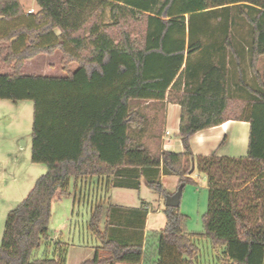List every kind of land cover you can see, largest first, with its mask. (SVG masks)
I'll use <instances>...</instances> for the list:
<instances>
[{"label": "trees", "instance_id": "obj_1", "mask_svg": "<svg viewBox=\"0 0 264 264\" xmlns=\"http://www.w3.org/2000/svg\"><path fill=\"white\" fill-rule=\"evenodd\" d=\"M36 1L40 9L29 13L26 23L3 31L0 22V58L11 64L0 70V99L34 102L32 161L45 164L47 171L9 212L0 264L62 263L34 259L32 253L49 236L53 197L58 190L68 193L72 177L107 175L113 177L112 186L133 189L144 177L150 189L167 197L161 174L178 176L179 187H185L194 182L193 166L209 183L203 230L189 232L180 205L165 206L167 221L158 233L153 264H196L195 240L204 237L215 250L223 249L224 264H264V68L258 67L264 55V0ZM233 6L251 27L250 69L256 85L246 80L228 21L221 28L212 24L219 16L228 20ZM108 9L111 22L105 20ZM24 14L21 0H0L5 20ZM226 46L237 58L234 79L225 53L214 61ZM57 49L66 76L24 73L28 59ZM72 63L78 66L74 71ZM234 87L247 100L236 98ZM166 98L181 106L184 152L159 146L152 152L131 130L145 126L136 102ZM228 120L250 123L247 156H195L191 137ZM252 201L260 203L256 221ZM147 213L110 205L102 232V208L97 207L89 228L102 245L81 264L139 263L142 242L124 241L117 233L123 219L136 233L143 232Z\"/></svg>", "mask_w": 264, "mask_h": 264}, {"label": "crops", "instance_id": "obj_2", "mask_svg": "<svg viewBox=\"0 0 264 264\" xmlns=\"http://www.w3.org/2000/svg\"><path fill=\"white\" fill-rule=\"evenodd\" d=\"M37 4V10L35 9L33 3ZM24 8V13L29 14V8L26 9V4L29 7H34L33 12H37L40 9L36 0H21ZM34 3V4H35ZM28 10V11H27ZM32 12V13H33ZM24 16V15H23ZM0 22L4 26H7L8 22L3 17H0ZM56 32V31H55ZM57 34V33H56ZM14 39L13 41H15ZM41 55V54H40ZM34 58L28 59L26 64L33 60ZM3 71V70H2ZM74 71V70H73ZM25 73V71H24ZM27 74V73H26ZM33 74V73H28ZM65 75H54V76H66ZM8 99H0V246L3 241V235L5 230V223L10 212V203L15 202L14 197L27 193L32 190L35 184L31 180L29 186L24 183L25 177L18 174H12L13 180L10 182V172H9V159H10V141L8 139L9 126H8V106L7 111L4 109V102ZM3 102V103H2ZM134 109L139 110L145 119V126L142 129H138L133 125L131 130L134 137L139 141L146 143L150 150L153 152L155 147H160L161 150H168L174 152H184V146L181 138L179 137L180 131V120H181V106L178 103L169 101L167 98L165 100H145L138 101L134 104ZM33 126V125H32ZM216 133L217 137L212 140V133ZM250 136V123L245 120H228L221 125L214 126L208 129L200 130L191 137V147L195 155L199 156H210L216 154L221 157H231L239 158L246 157L248 154ZM226 139V142L222 144V141ZM195 143L200 148V152L195 149ZM232 145L233 153H229L227 145ZM17 147V146H16ZM229 153V154H227ZM32 159V150H31ZM33 162V161H32ZM196 166H194L195 171ZM192 172V173H193ZM207 181V200L206 208L202 210V216L207 211L208 208V197H209V183L208 177L205 173ZM167 174H161L162 182L168 177ZM195 182L197 188L200 186V182L194 177L193 174L190 175ZM77 178V179H76ZM112 176L107 175H94V176H81L72 177L69 182L68 193L63 194L60 190L57 191L56 195L53 197L52 206L54 199L59 200L62 196H72L73 205L71 214L66 216L65 224L63 228H68V234L66 235L64 231L56 230L54 234H51L50 223H49V236L43 239L40 243L44 244V255L43 257H33L34 259H55L61 261V264H81L86 259L92 258L95 254L97 247L102 245L101 240L90 230L89 223L91 220L92 213H94L97 207L102 208V216L100 221V230L105 231L107 227L108 220V210L110 205H116L123 208L129 209H147L148 213L145 221V228L143 232L136 233V229L130 227L125 223L124 219L121 228H119L117 236L124 241L139 242L143 244V258L139 263H126L118 262L116 264H153L157 260V244H158V233L161 229H154L151 227L152 224L158 223L154 217V211H163L166 206V197H163L159 193L149 188V193L133 195L128 193L133 188H123L111 185ZM145 180L143 177L142 180ZM35 180V178H34ZM33 180V181H34ZM76 180V181H75ZM37 181V180H36ZM75 182L79 184H75ZM81 182V183H80ZM86 182H95L89 189V185H85ZM146 182V181H145ZM36 183V182H35ZM164 184V183H163ZM33 185V186H32ZM147 185V184H146ZM91 186V185H90ZM142 186V183H141ZM205 187V186H204ZM141 189H137L138 191ZM168 190V189H166ZM178 190V189H177ZM176 190V191H177ZM176 191H169V195L174 194ZM186 191V192H185ZM27 193V195L29 194ZM188 196L194 192V185H186L185 190L183 189L182 199L184 195ZM114 195L118 198L114 201ZM18 197V196H17ZM186 200V199H185ZM200 200V199H199ZM165 201V203H164ZM19 204V203H18ZM84 207L85 210L90 211L88 218L86 219V226L83 221V228L80 224V218L78 221L73 222V215L77 212L80 215L81 208ZM206 209V210H205ZM181 211L188 215L190 211L186 204V209L182 206ZM204 211V212H203ZM165 214V213H164ZM52 215V207H51ZM67 222L69 224L67 225ZM120 223V222H118ZM187 230L191 231H201L196 230L188 222L186 224ZM122 230V231H121ZM61 244V249L59 248V243ZM39 245V246H40ZM59 250L62 252H59ZM61 253V254H59ZM61 257H59V255ZM60 258V259H59Z\"/></svg>", "mask_w": 264, "mask_h": 264}, {"label": "rangeland", "instance_id": "obj_3", "mask_svg": "<svg viewBox=\"0 0 264 264\" xmlns=\"http://www.w3.org/2000/svg\"><path fill=\"white\" fill-rule=\"evenodd\" d=\"M35 3V2H34ZM34 7L37 10V4L35 3ZM34 7H29V5L26 4V9H33ZM28 11V10H27ZM246 11H250L252 14H255V10L251 9H246ZM239 8L238 6H233L231 9V14L228 20H226L224 17L219 16L215 19L212 20V24L215 27L221 28L220 23L222 22L225 24L228 21L229 25V33L231 34L233 38V44L235 48L237 49L239 56H240V61L242 62L243 68L245 70L246 74V80L248 83L252 85L255 84V78L254 75L250 69V43L252 40V31L251 27L248 24V22L241 17L239 14ZM27 13V12H26ZM24 14L25 16L17 19H12L10 22H8L7 26H2L1 28L3 31L13 27L20 25L21 23L25 22L28 17V14ZM35 13V12H33ZM105 20L107 22H111L112 19L110 17V9L107 10V14L105 16ZM219 24V25H218ZM143 27H139L138 31L142 32ZM57 35H60V30H56ZM137 34V33H136ZM136 37V36H135ZM217 37H221L219 33H217ZM225 53L226 55V60L229 62L228 63V69L230 74L232 75L233 79L237 78L236 74H238V67H237V58L236 56L232 53L229 47L226 46L225 51H219V54L215 55V62L219 61V56ZM26 64V63H25ZM11 65V64H10ZM9 64H4L2 62V58H0V70L6 71L10 67ZM70 69L71 70H76L77 69V64L72 63L70 64ZM259 69L262 71L264 68V55L260 58L259 63H258ZM23 71L25 73H33V74H39V75H49V76H54V75H65L67 74L66 70L64 69V59H63V53L60 49H57L53 54H41L36 57H34L33 60H30L27 65L24 66ZM236 80L233 82L235 83ZM236 84V83H235ZM233 95L238 98V99H245L247 100L248 95L239 87H234L233 88ZM1 103V102H0ZM3 103V102H2ZM2 105H4V109L7 111V106H8V126H9V133H8V139L10 141V159H9V172H10V182L12 183L13 176L12 174H18L22 175L25 177V184L28 187L29 182L31 184H35L36 180L42 176L43 174L46 173L47 171V166L45 164L41 163H34L32 162L31 159V150H32V125H33V114H34V102L32 100H8L7 102H4ZM217 137V134L214 132L212 133V140H215ZM17 146V147H16ZM201 148V147H200ZM200 148L196 145L195 143V149L200 152ZM228 152L233 153L234 149L232 145H227ZM227 153V154H229ZM197 156V155H195ZM211 156V155H210ZM197 161V159H196ZM192 170V169H191ZM196 177V179L200 182V186L197 188L195 185V182L188 183L186 185H194L195 190L197 191L195 194L194 192L189 195V192L187 195H184V198L182 199V203L180 205V209L182 206L186 209V204L187 207L190 211H188V219L186 221V224L189 222L193 228L196 230H203V219H202V210L206 208V200H207V181L205 178V175L201 173L199 170L198 166L196 167L195 171L191 173ZM35 178V180H34ZM77 179V178H76ZM34 180V181H33ZM238 180L237 177L234 178V182ZM76 181V180H75ZM81 183V182H80ZM141 189L138 191L137 189H131L130 192L133 195L138 196V194H141V196H144V193H149V188L146 185L145 180L141 179ZM164 187L168 189L167 191H176L179 187V178L178 176L175 175H169L164 181ZM75 184H78V182ZM85 185H89L92 187L93 184H96L95 182H86L84 183ZM91 185V186H90ZM185 185V187H186ZM31 186V185H29ZM33 186V185H32ZM79 186V184H78ZM205 186V187H204ZM184 187V190H185ZM29 192V190H28ZM27 192V193H28ZM186 192V191H185ZM27 193L17 195L14 197L15 202L10 203V211L14 209L18 203L23 201ZM114 201H117L118 198L114 195L113 197ZM166 199V198H165ZM186 199V200H185ZM200 199V200H199ZM246 206H248V201H244ZM165 203V201H164ZM73 205V199L72 196H62V198L59 200L58 198L54 199V203L52 206V215L50 218V231L51 234H54L56 230H63L64 233L67 235L68 234V228L64 229L63 225L65 224V218L69 214H71V209ZM249 205L252 206V212H251V217L254 219V221L257 220L258 214L256 211H259L260 208V203L258 201H252ZM206 210V209H205ZM91 211V209H90ZM88 210H85L84 207L81 208L80 210V215L76 212L73 215V222L76 223L78 219L80 218V224L82 226V229L85 228L83 227V221L84 225L86 226V219L88 218V214L91 212ZM154 211V217L155 219L158 220V223L152 224L151 227L154 229H163L166 225V216L163 211ZM261 211H262V206H261ZM204 212V211H203ZM93 214V213H92ZM69 222H67V225ZM196 244L199 247V252L197 253L195 257V262L196 264H224V261L222 259V250H215L212 246L211 240L207 237L204 238H197L195 240ZM61 242L58 244L59 248L61 249ZM44 244H41L40 246L36 247L33 250L32 257H43L45 256L44 254ZM59 252H61L59 250ZM62 253V252H61ZM59 253V254H61ZM58 254V255H59ZM59 257H61L59 255ZM60 259V258H59Z\"/></svg>", "mask_w": 264, "mask_h": 264}, {"label": "water", "instance_id": "obj_4", "mask_svg": "<svg viewBox=\"0 0 264 264\" xmlns=\"http://www.w3.org/2000/svg\"><path fill=\"white\" fill-rule=\"evenodd\" d=\"M193 170H194V166H193L191 172H193ZM183 189H184V185H181L174 194L167 195L166 206H172V207L179 206L180 202H181Z\"/></svg>", "mask_w": 264, "mask_h": 264}, {"label": "built area", "instance_id": "obj_5", "mask_svg": "<svg viewBox=\"0 0 264 264\" xmlns=\"http://www.w3.org/2000/svg\"><path fill=\"white\" fill-rule=\"evenodd\" d=\"M33 11H34L33 9H30V10H29V13H32Z\"/></svg>", "mask_w": 264, "mask_h": 264}]
</instances>
